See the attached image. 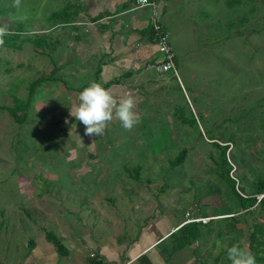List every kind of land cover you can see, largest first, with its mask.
<instances>
[{"label":"rangeland","instance_id":"374dc122","mask_svg":"<svg viewBox=\"0 0 264 264\" xmlns=\"http://www.w3.org/2000/svg\"><path fill=\"white\" fill-rule=\"evenodd\" d=\"M77 1L82 3L19 0L17 5L16 0H0V7L8 10L2 24L20 28L29 37L51 31L61 42L56 53L62 55H54L60 71L48 81L51 56H40L29 43L0 51L12 68L6 73L0 67V106H11L18 99L27 107L28 117L19 125L0 110V264L30 259L25 258L27 240L38 225L65 244L79 247L73 232L84 228L89 237L99 232L122 238L130 235L135 241L144 224L168 216L178 221L180 213L193 204L207 213L222 211L227 206L220 197L207 196L205 186L207 180H220L211 159L218 160L219 154L206 140L220 133L234 134L239 146L248 148L239 157L246 164L239 171L246 191L251 193L257 177H264V1L242 0L231 6L233 0H172L170 9L168 0H161L167 9L161 8V21L179 57V79L173 73L159 78L142 71L132 86L141 95L136 97L138 125L126 131L113 120L101 137L85 135L84 126L70 114L78 103L75 90L99 76L94 68L87 71L79 64L75 44L83 37L66 36L68 29L60 22L57 28V21H46L53 12ZM74 34L83 32L77 29ZM38 78L45 80L27 102ZM118 79L120 86L129 83L128 75ZM116 80H106L111 81L107 85ZM118 89L113 94L124 96ZM182 120L193 121V126ZM183 150H187L183 163L173 168L172 162ZM232 157L234 162L239 160L235 152ZM136 168L139 178L133 176ZM224 202L234 203L232 199ZM258 216L263 222L264 214L257 208L245 223L240 219L237 231L244 244ZM213 235L181 251L173 244L166 260L182 264L187 257L195 264H202L201 259L213 264V257L228 244Z\"/></svg>","mask_w":264,"mask_h":264},{"label":"crops","instance_id":"0c3cea01","mask_svg":"<svg viewBox=\"0 0 264 264\" xmlns=\"http://www.w3.org/2000/svg\"><path fill=\"white\" fill-rule=\"evenodd\" d=\"M128 1L82 0L85 12L91 17L103 12H108L109 15L102 17L97 23H88L87 17L83 15L77 19L76 26H78L77 29L82 30L83 39L78 42L80 45L75 44L77 51L75 53L81 56L79 64L83 65L87 71L90 67L97 71L100 63L104 61L100 66L104 70L103 79L100 80L103 85L110 83L111 81L106 82V80L113 78L125 79L126 71L132 70L133 73L128 75L127 85L111 84L106 89L113 91L119 87L117 90L119 93L132 94L136 98L141 95L138 93L139 96H137L132 86L136 85L145 64L157 58L155 55L157 47L154 44H148L145 38L147 35L143 33L150 21V11L148 9L135 10L133 3L122 6ZM168 2L170 9L174 8L173 1L168 0ZM161 8L166 9V5L161 4ZM55 27L58 28V25ZM67 29L66 36L72 37L71 28L67 27ZM168 33L171 37V33ZM105 55L107 57H103ZM83 89L77 88L75 91L80 93ZM46 215L49 217L50 213ZM51 219L55 221L56 218ZM180 224L179 220L175 221L171 216L154 218L139 229L135 235V241L130 235L122 238L120 235H100L99 232L95 234L92 232L89 237L87 236L88 229L84 228L82 232H73H77L78 245L81 248L74 243L65 244L58 239L60 249L48 234L49 232L54 233L43 230L42 226L37 224L38 228L32 233V239L27 240L28 253L25 258L30 259H22L19 264H173L166 260L172 253L169 252V248L173 245L169 242L168 235ZM128 229L131 228L128 227ZM60 237L63 239L64 235ZM182 264H195V260L191 261V258L188 260L186 257Z\"/></svg>","mask_w":264,"mask_h":264},{"label":"trees","instance_id":"16d2710c","mask_svg":"<svg viewBox=\"0 0 264 264\" xmlns=\"http://www.w3.org/2000/svg\"><path fill=\"white\" fill-rule=\"evenodd\" d=\"M159 1L161 3V0ZM241 1L242 0H240V2L239 0H233V5L231 4V6L240 4ZM260 1H264V0H260ZM130 3H133L134 5L133 9H135L134 7L136 4V0H129L128 2L123 3L122 6H128ZM8 8L10 9L11 7H8ZM6 9L7 7H0V28L6 29V34L2 37L3 43L0 44V51L2 49L3 50H11V49L17 50L21 48V45L23 43H29L33 47V51L35 53L41 54L40 56H46V55L49 57L51 56L50 60L48 61L50 63L52 60L53 67L49 71V73H47L48 79L46 80L50 81L54 79V76L57 73L59 74V71H60V68L56 66V58L54 57V55L57 54L56 53L57 47L61 45L59 39L53 38V36L51 35V31H48L49 34H47V32L29 34L33 36V37H29V36H26V34L23 33V31L20 28L15 29L10 26H6L2 24L1 18L4 19L8 17L7 15L8 10L6 11ZM143 9H148L150 11V21L147 27L144 28L143 33L147 35L145 38H147L146 40L148 44L149 43L154 44L157 47L156 48L157 50L155 53L157 58L155 60L148 61L145 64L144 69H142V71L148 74L155 73V76L159 78L163 77L167 73H172L173 69H175L177 72L178 57L172 47L171 37L168 33V30L166 26L163 24V22L161 21V16H159V18L156 20V25L159 27L158 31L156 32L154 30L155 23L153 22L152 12L150 8H143ZM81 12L83 16L87 17L89 23H97L98 21L102 19V17L109 15L108 12H103L100 15L91 17L89 13L85 12L84 5L82 3L76 2L74 4L70 3V5H67L66 7H64L58 12H53L52 14L49 15L46 21L50 24L52 22L54 23V21H57L55 22V25H58V22H60L64 26L62 27L64 29L67 27H70L72 37L79 39L81 35L74 34L75 35L74 36L73 32L78 27L76 26V21L78 17L80 16L79 14ZM162 35H167L168 37L167 44L170 46L174 57L172 59L173 67H171L169 71L163 72L160 74V73H156L154 70H152L149 67L154 62L160 61V59L163 57V53L158 49V42ZM57 55L59 56V58L62 56L61 52H58ZM103 57H107V55ZM53 58H55V60H53ZM7 61H9V59H3L0 57V67L3 68V70L6 73H10L12 68L9 65H7ZM103 62L100 63V65L98 66L96 75L97 74L100 75V72H101L100 66L103 64ZM167 62H169V60L166 59L162 62V64H165ZM21 65L22 63H18L17 68H20ZM126 72H127V75H131L133 73L132 70H129ZM42 75H43L42 77L45 76V74H42ZM98 77L99 76H96V78L92 81H95L101 84L100 80H98ZM44 80H45L44 78H38L37 80H35V84L33 86L34 89H31L27 102H29L31 97L33 96V92L36 89V86L38 84H41ZM142 80L148 83L150 82L149 79L147 80L146 77H144V79ZM115 83L119 84L120 83L119 79H117L114 83H111V84H115ZM107 84H104V85L102 84V86L105 88H108L109 85ZM12 103L13 104L11 106H8V105L0 106V110L3 112H6L16 124L20 125V124L25 123L28 118L27 117V107L24 104L20 103V101L15 98ZM263 112H264V108H262V113ZM184 121L187 123V120H182V124L184 123ZM262 122H263L262 126H264V120H262ZM187 125L192 127L193 121L192 122L189 121ZM249 139H252V137H249ZM206 140L210 141L212 146L217 150L219 154L218 160H216L213 157H211V159L217 166V171H215L214 173L215 175L217 174L220 177V180L218 179L216 180V182L215 181L211 182L210 180L206 181V184H205V186L207 187L206 194L209 197L213 196L218 199L220 197L221 199L220 202L223 203V205L227 207L222 209V211L216 210L214 213L213 212L207 213L203 211L202 207L197 204H193L191 208L187 207V209H185L182 213H180L182 217L181 220H179L180 223L184 221L185 214L187 212H189L191 216L199 214L202 217H217V218L210 221L208 224H205V225L201 223L188 224L184 226L181 230L172 232L168 236V240L172 244H175L177 250L180 251V250L185 249L187 246H194L196 242H199V241L201 242V239H206L208 235L211 236L213 235L212 232H215V235L217 234L216 238H220L222 240L226 239L228 244H226L227 246L225 247V249H222V251L217 256L213 257V264H231V262L227 259V249L237 243L241 244L242 247L248 249L255 256L256 264H264V221L259 222L260 219L258 216V220H257L258 222L255 221L253 223L252 229L248 233L246 244H244V242L242 241L240 232L237 231V227L240 223L241 218H242L243 223H245L246 217L250 215H254L257 208L260 213L264 214V201H262L260 205L255 206V198H254V196L257 193L264 192V177H257L256 182H254L255 189L251 193L247 192L244 185H242L243 177L239 173L243 165H246V164L245 162H243V159L239 157L240 155L246 154L247 153L246 150H248V148L244 147L242 149L239 146V141L236 142V137L234 134L226 135L225 133H220V135L215 136L214 139H206ZM234 152H235L236 157H238L239 159L237 162H234L233 157H232ZM186 153H187V150H183L182 153H180V155L175 159V161L172 162L174 164L173 168L183 163L186 157ZM248 159L253 160L254 158L250 156ZM122 167L123 169H126L124 168L123 165ZM139 174H140V169L136 168L134 170L133 176H135V178H139ZM213 185H214V188L212 187ZM227 192H230V198L228 197ZM241 194H244L246 197H243ZM227 199H232V202L234 201L233 205L232 203L224 202ZM256 219L257 218L254 217V220ZM211 223H215L216 225H211ZM219 226L221 227L217 228ZM48 234L49 236L53 238L52 240H54V244L58 246V248L60 249L61 245L58 239L55 237V235L51 234L50 232ZM215 235H213L214 238H215ZM201 263L204 264V262H202V259H201Z\"/></svg>","mask_w":264,"mask_h":264},{"label":"clouds","instance_id":"9594fccd","mask_svg":"<svg viewBox=\"0 0 264 264\" xmlns=\"http://www.w3.org/2000/svg\"><path fill=\"white\" fill-rule=\"evenodd\" d=\"M16 4H19V0H16ZM5 34L6 29L0 28V44L3 43L2 37ZM183 91L185 90L183 89ZM77 99L78 103L70 111V114L84 126V134L87 136H103L113 120L118 121L126 131H131L139 123V115L135 111L137 100L132 94L117 97L110 89L92 81L79 93ZM180 225L173 229L170 234L184 227ZM227 259L231 264H256L255 256L239 243L227 249Z\"/></svg>","mask_w":264,"mask_h":264},{"label":"built area","instance_id":"2783aa9c","mask_svg":"<svg viewBox=\"0 0 264 264\" xmlns=\"http://www.w3.org/2000/svg\"><path fill=\"white\" fill-rule=\"evenodd\" d=\"M135 9L140 10L143 8H150L152 12V19L154 24V30L157 32L159 27L156 25V20L160 16V10H161V3L159 0H136ZM167 35H162L160 37V40L158 42V49L163 53V57L160 59V61H156L153 64L150 65L149 68L154 70L156 73H163L169 71L171 67H173L172 59L174 55L172 54L170 46L167 44ZM169 60V62L162 64L164 60ZM172 73L174 76L178 78V74L175 69H173ZM243 197H246L244 194H241ZM255 206L260 205L262 201H264V192L257 193L255 196ZM217 217H202V216H191L189 212L185 214V219L183 223L180 226H185L191 223H201L206 224L210 222L211 220L216 219Z\"/></svg>","mask_w":264,"mask_h":264}]
</instances>
